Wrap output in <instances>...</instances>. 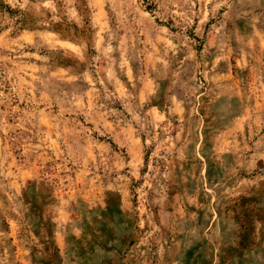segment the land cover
I'll return each mask as SVG.
<instances>
[{"label":"rangeland","instance_id":"1","mask_svg":"<svg viewBox=\"0 0 264 264\" xmlns=\"http://www.w3.org/2000/svg\"><path fill=\"white\" fill-rule=\"evenodd\" d=\"M100 2L0 0V264H264V0Z\"/></svg>","mask_w":264,"mask_h":264},{"label":"crops","instance_id":"2","mask_svg":"<svg viewBox=\"0 0 264 264\" xmlns=\"http://www.w3.org/2000/svg\"><path fill=\"white\" fill-rule=\"evenodd\" d=\"M202 1H209V0H198V3L200 4ZM92 4L95 6H98V8L101 7V2L100 0H92ZM232 12H231V8L228 7L226 8V10H224L223 12L219 13V16H216L215 18H207V21H210V26L211 29H208V31L206 32V35L209 38V43L210 40L213 38L214 44H216V48L217 50L219 49H225V45H228V43L226 42V44L224 45L222 42H218L219 36H222L223 38H225V36L227 37L229 32L228 30H226L225 25L227 27V23L228 20L230 19V17H232ZM221 18V19H220ZM220 20V21H219ZM218 25V26H217ZM252 33L251 36L252 37H259L260 40V44L263 43V39H264V28H262L260 25L258 24H253L252 26ZM240 37H243L238 31L236 32ZM221 37V38H222ZM228 39V38H227ZM221 44H223V46H221ZM263 45V44H262ZM261 49H264L263 46H260ZM242 51H246V49H242ZM221 61L217 58V60H215V62L213 63V65H215L216 69L214 71V82L216 83L215 86L221 85L225 87V84L223 82V79H227L229 77V73L228 70L225 69H219V64L221 63ZM238 61L241 62H247L245 58H240L238 57ZM229 83V82H228ZM240 128V123L237 122V119H234L226 128H224V131H233V130H238Z\"/></svg>","mask_w":264,"mask_h":264}]
</instances>
